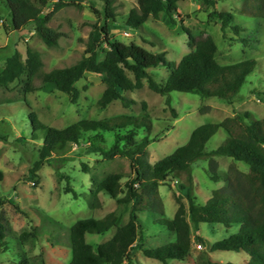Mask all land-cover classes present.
<instances>
[{
	"label": "rangeland",
	"instance_id": "obj_1",
	"mask_svg": "<svg viewBox=\"0 0 264 264\" xmlns=\"http://www.w3.org/2000/svg\"><path fill=\"white\" fill-rule=\"evenodd\" d=\"M70 1L74 4L60 8L49 22L61 36L56 46H48L37 36L31 25L22 30H14L10 26L8 9L3 0H0V69L5 59L16 50L24 57L26 44L39 51L43 71L69 66L79 60L91 30L90 22L97 19L90 8V2L94 1L95 6L100 9L102 3L99 0ZM208 1L181 0L178 2L181 19L175 16L171 21L166 14H162L159 18L149 17L142 26L133 28L127 26L125 21L129 10L135 6V0H116L117 15L111 22L110 35L123 43L135 42L151 51H166L168 59L177 63L191 51L188 35L183 29L185 26L195 37L210 35L214 39L217 44L216 58L222 64L255 59L257 65L231 104L217 97L171 91V106L178 113L175 118L165 104L164 97L150 90L145 83L142 88L124 92L125 96L135 100L129 107H124L120 100H114L101 108L97 101L105 85L94 73H87L76 82L80 94L75 103L54 84H41L37 78L33 80V85L37 88L28 92L24 90L23 82L14 81L7 87L0 86V170L5 173V180L0 183V220L6 228L8 246L0 253V264H68L71 259L70 226L81 218H100L117 207L116 200L103 192H99L94 201L91 176L99 179L105 173L118 170L126 175L122 179L125 182L131 175L127 158L116 157L112 161H104L88 140H82L78 144L69 143L65 151L53 154L35 171L38 178L33 177L32 168L38 159L37 149L41 140H33L30 136L27 112H35L38 119L46 125L63 128L83 118L138 115L142 112V102H145L147 114L153 121V129L148 136L154 140L147 147V159L151 164L184 144L193 129L199 125L224 122L227 128L235 130L239 127L236 115L239 112L249 111L257 118L264 116V19L241 13V0H216L217 10L233 13L231 25L241 27V36L248 39V45H245L230 26L221 30L220 21L210 15L213 7ZM102 58L100 55L99 59ZM148 70L155 74L157 81H164L169 74V70L162 66ZM145 134V131L140 132L137 139L140 141ZM107 137L109 145L112 138L109 134ZM225 138V130L219 129L206 142V150L215 149ZM215 159L219 165L218 181L208 177L206 158L191 162V195L196 203H205L212 190L226 184L225 172L230 158L215 156ZM83 164L87 171H84ZM238 166L247 170L243 163H238ZM186 186L188 182L185 172L178 177L170 176L159 185L164 218H173L177 209L175 196L187 205L183 189ZM66 187L72 188L76 197L72 192H65ZM144 203L145 199L141 198L135 207ZM16 205L26 210L28 215L20 212ZM130 206L131 203L126 206L125 218ZM137 213L143 223L160 217L154 213ZM238 230V224L226 227L222 223L190 222L192 258L188 261L170 260L166 264H199L195 262L196 257L206 246L201 244L202 247L197 248L195 235L203 238L207 244H213ZM114 232L115 227H112L103 234H86V240L96 245L109 239ZM23 233L25 236L20 241ZM173 240V234L154 226L144 229V246L156 247ZM209 253L215 260L233 264H246L249 259V255L243 251L214 250ZM124 264L164 263L144 256L134 246L131 261Z\"/></svg>",
	"mask_w": 264,
	"mask_h": 264
},
{
	"label": "trees",
	"instance_id": "obj_2",
	"mask_svg": "<svg viewBox=\"0 0 264 264\" xmlns=\"http://www.w3.org/2000/svg\"><path fill=\"white\" fill-rule=\"evenodd\" d=\"M102 8L90 2V8L97 19L90 22L91 30L85 50L79 60L64 67H53L43 71V61L39 51L28 44L25 56L19 51L8 56L0 69V86L7 87L14 81L23 82L26 92L36 89L34 79L41 84L52 83L58 90L70 96L75 103L80 90L76 82L87 73H94L105 85L97 101L101 108L114 100H120L124 107H129L135 100L124 92L147 87L164 97L165 104L173 116L178 113L171 106V91L189 92L201 97H217L229 104L239 94L240 88L248 75L257 65L255 59H243L238 62L222 64L216 58L217 44L210 35L193 36L187 33L191 51L177 63L170 61L166 51H151L135 42L123 43L110 35V26L116 18L115 1L99 0ZM181 0H135L126 17V25L133 28L142 26L149 17L159 18L166 14L173 21L175 16L182 18L178 2ZM9 16L10 26L22 30L31 25L37 36L48 46H56L61 33L49 25L53 14L60 8L74 4L70 0H3ZM213 10L211 16L220 21L221 30L230 26L238 35L240 42L248 45V39L241 36V27L231 25L233 13L215 8L216 0L208 1ZM240 12L264 19V0H241ZM8 28L7 25H5ZM100 55L103 56L99 59ZM162 66L169 70L164 81H157L149 68ZM28 108L27 105H25ZM29 134L33 140H41L37 149L32 174L56 152H63L69 143L78 144L88 140L104 161L116 157L129 160L131 175L125 182L122 171L113 170L99 179L91 176L94 201L99 192L116 200L115 210L100 218H81L70 226L71 259L68 264H124L131 261L134 246L144 256L156 259L164 264L170 260L188 261L191 259L192 238L190 222L222 223L226 227L238 224V232L213 244L198 235L194 240L206 246L198 253L199 264H233L221 262L210 256L214 250L243 251L249 255L246 264H264V116L257 118L252 112L237 113L239 127L227 128L224 122H209L197 126L190 133L188 140L176 147L170 154L151 164L147 159V147L154 139L148 136L153 129V121L147 114L146 103L142 102V112L138 115L120 114L103 119H80L63 128H56L41 122L36 113L27 112ZM226 132V138L212 150H206V142L219 130ZM146 134L139 141L140 132ZM112 140L107 145L108 137ZM215 156L230 158L225 172L226 184L212 190L210 198L203 204L195 202L191 195V162L198 158L208 160L207 174L213 181H218V162ZM243 163L247 170L238 166ZM84 171H87L84 165ZM187 174V205L177 196V209L173 218H164L165 210L158 187L170 176ZM5 173L0 170V183L4 182ZM37 182V179L35 180ZM173 187V185H171ZM65 192H76L66 187ZM120 195H122L120 197ZM145 199L144 205L136 208L135 204ZM131 203L125 218L127 204ZM16 208L25 215L28 212ZM137 212H147L160 217L143 223ZM188 217V218H187ZM154 226L161 231L174 235V240L156 247L144 246V229ZM115 227L113 235L96 245L86 240V234H103ZM6 228L0 220V253L8 248ZM25 233L20 236L22 241Z\"/></svg>",
	"mask_w": 264,
	"mask_h": 264
},
{
	"label": "built area",
	"instance_id": "obj_3",
	"mask_svg": "<svg viewBox=\"0 0 264 264\" xmlns=\"http://www.w3.org/2000/svg\"><path fill=\"white\" fill-rule=\"evenodd\" d=\"M196 247L197 248H201L202 247L201 243L198 242V244L196 245Z\"/></svg>",
	"mask_w": 264,
	"mask_h": 264
}]
</instances>
